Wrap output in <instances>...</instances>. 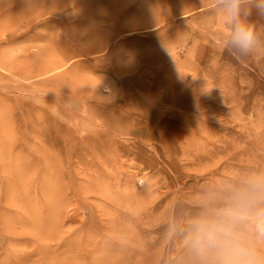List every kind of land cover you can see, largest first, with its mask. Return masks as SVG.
Instances as JSON below:
<instances>
[{"label": "rangeland", "instance_id": "obj_1", "mask_svg": "<svg viewBox=\"0 0 264 264\" xmlns=\"http://www.w3.org/2000/svg\"><path fill=\"white\" fill-rule=\"evenodd\" d=\"M224 27L215 0H0V264H195L264 177V47Z\"/></svg>", "mask_w": 264, "mask_h": 264}, {"label": "clouds", "instance_id": "obj_2", "mask_svg": "<svg viewBox=\"0 0 264 264\" xmlns=\"http://www.w3.org/2000/svg\"><path fill=\"white\" fill-rule=\"evenodd\" d=\"M215 4L225 25L218 40L222 49L243 57L264 47L247 21L253 9L264 16V0H215ZM218 203L222 205L220 219L196 225L192 237L195 264H260L240 246L237 226L249 223L257 240L264 241V177L250 178L246 186L235 188Z\"/></svg>", "mask_w": 264, "mask_h": 264}, {"label": "bare ground", "instance_id": "obj_3", "mask_svg": "<svg viewBox=\"0 0 264 264\" xmlns=\"http://www.w3.org/2000/svg\"><path fill=\"white\" fill-rule=\"evenodd\" d=\"M2 165L5 166L6 165V162H2Z\"/></svg>", "mask_w": 264, "mask_h": 264}]
</instances>
